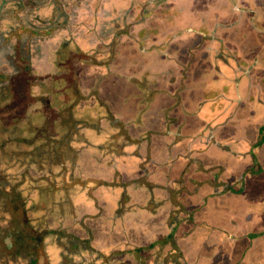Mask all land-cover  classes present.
I'll return each instance as SVG.
<instances>
[{
  "label": "rangeland",
  "instance_id": "rangeland-1",
  "mask_svg": "<svg viewBox=\"0 0 264 264\" xmlns=\"http://www.w3.org/2000/svg\"><path fill=\"white\" fill-rule=\"evenodd\" d=\"M110 1L114 3L113 7L118 6L119 2ZM110 1L0 0V40L1 29L10 27L9 35L18 29L17 38L12 35L11 41H0V74L14 72L20 79L15 82L14 77L10 76L11 85L8 79L0 80V138L5 149L3 161L0 162L3 170L0 171V264H61L64 250L60 239H63L64 244L71 245L70 251H77L72 256L74 260L78 259L80 242L88 239L85 246L89 245L95 251L87 256L93 257L95 252L101 255V259H97L94 264H146L137 256H129L126 251L148 245L156 239L164 243L162 250L167 257L160 256L161 253L156 249L151 264H256L254 253L259 242L255 239L256 246L247 244L244 252L242 248L245 238L254 236L258 228L257 231L239 235L242 238L239 237L238 245H234V240L231 239L228 240L230 243L218 244V239L211 236L214 233H205L209 236L198 249L194 248L196 241L191 234L189 238L182 239V246L178 242L176 254L170 252L167 236L172 226L169 223L171 216H167L171 202L162 182H169L178 176L174 174L185 168L190 150L192 155L202 153L219 156L215 145L213 147L206 144L209 143L208 132H203L200 127L191 131L186 128L187 136L181 142L176 136L168 134V123H161L163 130L155 129L156 136L159 135L156 138L161 139L163 145H168V149L159 150L154 146V149H157L156 157L161 163L153 161L151 157V165L171 166L174 154L175 158L179 156L180 159L176 161L172 173L164 172L162 179L152 178L155 182L152 186L139 185L140 181L135 180L136 178H125L122 168L129 163L122 165V158L135 156L137 148L138 158L144 156L147 148L131 141V134H134V137L146 136L151 122H160L168 104L177 105L185 89L198 90L200 84L202 88L199 92H203L202 97L205 100L217 97L220 103L206 101L204 104L202 100L198 103L192 101L191 105L187 106L184 100H181L182 108L184 112H197L187 113L186 115H190L188 119L196 121L203 118L207 124L217 126L222 123L226 112L214 110L212 104L214 107L223 104L222 108H225L226 104L230 108L228 103L231 96L225 93L233 82L246 75V82L248 87L252 86L253 94L245 96L244 104L236 112L235 120H241L246 113L245 107L254 104L256 98L258 101L263 96L262 87L257 83L263 79V75L256 69L264 68V50L259 52L261 61L249 62L245 61L243 51L225 47L227 61H236L242 71H239L240 75L226 74L231 76L230 83H224L222 79L216 82L213 81L215 75L210 72L213 67H209V63L204 67L207 59H203V56L208 49L203 47L208 44V37L201 35L194 41H189L186 40L189 38H182L186 33L172 27L176 18L188 17L185 3L188 0H182L181 7L184 11L177 6V0H162L161 4L157 3L158 0H138V17L133 16V20L125 25L121 24L116 14L112 17L102 10L101 18L96 15L99 8L104 7L107 11H112ZM240 1L245 4L244 8L248 9L249 14L251 9L260 8L257 5L258 0ZM71 2L78 4L70 6ZM144 14L148 24L135 25ZM164 18L168 23L165 28L161 26ZM210 23L207 20L199 25L208 26ZM17 24L27 26L25 34L22 35ZM259 24L263 25L264 21L261 20ZM131 25H134V33H141L146 40L159 33L158 37H154L158 43L156 53L166 54V51L173 50V55H168L172 62L158 63L155 61L158 59L155 52H144L145 48H155L152 42L140 40L131 45L132 42L128 38H122L120 41L117 36L121 29L130 32ZM98 35L101 37L100 41H94ZM166 40L170 43H166ZM9 44L15 46H8ZM221 50L222 48L219 51ZM136 52L149 55L148 60L156 64L154 69L146 70L140 63L136 73L134 61L123 64V67L115 64L118 60H124L126 54L134 57ZM64 53H70L67 62L64 55H61ZM88 54L91 57H85ZM69 59L72 61L70 65ZM98 62L100 64H97ZM95 65L100 66V71L95 70ZM88 66L94 68L91 73L88 72L91 71ZM70 67L77 77L70 71L67 73L65 68ZM245 69L250 70L246 72ZM162 70H165L167 75L163 73L158 76V72ZM26 78L28 82H22ZM69 81L79 92L71 91L68 87ZM99 84L103 87L102 91L92 92L88 89ZM225 85L227 88L223 90ZM51 87L57 91H52ZM80 87L87 90L83 91ZM77 95L81 97L75 100L80 101H75L76 104L71 106L70 103ZM100 97L106 104L101 103ZM56 99L61 104L58 105ZM117 104L120 111L114 107ZM199 108L204 110L199 112ZM114 110L120 112L115 119L111 116ZM70 113H73V116ZM124 113L130 116L128 122L124 120ZM219 113H222V116ZM7 115L17 117L7 119ZM119 117L121 119L116 121ZM53 134L62 135L60 142L51 139ZM149 138L151 141L156 140L152 134ZM87 152H90L88 161L85 160ZM80 158L82 162H79ZM243 159L249 161L246 155ZM105 164L110 166L111 169L107 171L112 177L114 172L119 173L117 182H104L108 188V199L120 200L116 201L117 207L109 205V202L104 206L98 205V201H88L91 194L85 185L98 188L102 180L79 175L82 170L91 174L92 171L105 167ZM147 164L146 162L145 165ZM91 166L96 169L90 168ZM136 169L127 168L126 171L131 174L139 172ZM151 173L154 174L155 170H152L150 175ZM123 191L125 193L122 195ZM171 192L173 198L178 201V191L171 189ZM154 195L160 197V202L156 201V207L155 204L149 203L148 207L154 208L153 212H150L139 202L142 198ZM106 200L107 198L104 201ZM89 203L95 207H87ZM112 204H115V200ZM261 209L264 211V203ZM256 226L259 227L258 224ZM64 232L67 235H63ZM203 236L202 234L200 238ZM77 239L79 245L75 248L74 242ZM173 256L174 259L169 258Z\"/></svg>",
  "mask_w": 264,
  "mask_h": 264
},
{
  "label": "crops",
  "instance_id": "crops-1",
  "mask_svg": "<svg viewBox=\"0 0 264 264\" xmlns=\"http://www.w3.org/2000/svg\"><path fill=\"white\" fill-rule=\"evenodd\" d=\"M110 1V0H109ZM138 0H115V2H119L118 6L113 7V2H111L112 11H107L108 9L104 7L99 8L96 12V15L101 18L102 14L100 11L104 10L109 14V16H112L116 14V17L118 20H120L121 24H127L130 20H133V16L135 18L138 17L137 12L139 10L138 4H136ZM218 0H215L213 2L212 0H188L184 1L188 8L186 11H188L189 15L188 17L175 19V23L172 25V27L180 32L186 33V35H182V38H189L186 40L193 41L201 35H205L208 37L207 45H205L203 48H207L208 52L203 56V59H207L204 63V67L207 66V63H209V67H213V71L210 72L211 75H215L216 82H219L221 79L224 81V83H227V81L230 83L231 76L228 77L226 74H241L239 71H242V68H240L236 61L230 60L227 61L228 54L225 53V47L236 49L243 51L245 53V61H253L255 56H249V53H253L251 51H255L258 47L262 48L261 50H264V24L261 25L259 22L262 20L264 21V0H258L257 5H259L260 8L258 9H251V13L248 14L246 11V14L243 15L240 19H236V23L233 25H227V28H229V31H223V34H220L219 31L215 25L217 23V20L226 21V12L227 9L221 6V4H217ZM261 1V2H260ZM182 0H177L176 4L179 7L180 10H182L181 3ZM222 1L220 0V3ZM263 2V3H262ZM74 6V3H69ZM241 7H244L245 4L241 3ZM95 9V8H94ZM93 9V10H94ZM185 9V8H184ZM247 10V8H246ZM92 11V10H91ZM184 11V10H182ZM239 12V11H238ZM212 15H216L215 17ZM222 17V18H221ZM211 19H216L215 21H212ZM209 20L211 23L207 25H199L200 23H203L205 21ZM215 22V23H214ZM235 22V21H234ZM147 25V16L144 14L140 18V22L137 21L135 25ZM168 23L165 21V18L161 22V26L163 28L167 27ZM130 29L133 28L134 25H131ZM160 27V25H158ZM185 26V28H189V31L185 29H181ZM207 26V27H205ZM122 28V26H121ZM120 28V29H121ZM126 31V32H125ZM125 31L119 32L118 36L119 40L122 41L126 38L131 41V45L135 42H139L140 40L146 41V42H152V44L155 45L154 49H144V52H155V54L158 56V59L155 60L158 63H166V62H172L171 58L168 55H173L172 51H166V54L163 53H156L158 52L157 48V41L154 40V37H158L159 33L153 34V37L149 40H146L145 37L140 34H135L134 29H132L130 32L125 29ZM174 33V31H173ZM172 33V34H173ZM85 36V34H84ZM100 36H95V39H97V42L100 41ZM108 38V37H107ZM123 38V39H122ZM122 39V40H121ZM85 41V39H84ZM87 41V40H86ZM103 41H108L107 39H103ZM166 43H170L169 40H166ZM218 43H221V45H217ZM175 44V43H173ZM107 48V47H106ZM135 48V45L134 47ZM220 48H222L221 51ZM165 52V51H163ZM146 53H138L136 52L134 57H132L131 54H126L124 57V60H118L115 62L116 65L123 67V64L131 63L134 61L133 65H135L134 72H138V68L140 63H142L145 66L146 70L154 69V62H151L148 60L149 55ZM169 53V54H168ZM155 54H151L152 56H155ZM87 57H91L90 54H88ZM208 57V58H207ZM261 57V55H260ZM244 60V59H243ZM261 61L258 60V62ZM139 63V64H137ZM97 64H100L99 62ZM93 65V64H92ZM132 65V66H133ZM97 67H94L96 71H100V66L95 65ZM156 66V64H155ZM99 67V68H98ZM91 66H88V69L91 71H88L91 73L93 69ZM116 68L119 69V67L116 66ZM98 69V70H97ZM116 70V69H115ZM256 71H259L261 75L264 76V68L259 67L256 69ZM209 72V73H210ZM158 76H162L163 73L167 75L165 70L159 71ZM238 75V76H239ZM224 76V77H223ZM249 76V75H248ZM261 76L263 79H260L259 82L262 90H263V96L261 99L257 101V98L254 100V104L247 105L245 107L246 113L243 116L241 120H235L236 112L238 109L241 108V105L244 104L245 96L253 94L252 86L248 87V84L246 82L247 76L240 77L237 82H233V85L229 88V91L225 94H228L229 98L231 100L229 101L228 105L231 108H228L225 104V108H222L221 105L219 106H213L214 103H220L217 97L211 98V99H204L202 96L204 95L203 92H199L201 90L202 84H200V87L198 90H192V89H185L183 92L184 95L180 96L178 99L177 105H171L168 104V108L166 112L164 113V116L160 118V122L156 121L151 122V128L149 132L144 137H134V134L132 135L131 141H133L136 144H143L147 148V152L144 154V156L138 158L139 154V148H137L138 152H135V156L133 157H127V159L122 158V165L127 164L126 166L122 168V175L127 178H136L135 180H139V185H154L155 182H153L152 178L154 179H162L164 172H173L174 165L178 159H180L179 156L175 158L172 161V165L167 164H161L160 166H156L155 164L151 165V157L153 158V161H157L161 163V160L156 157L157 149H154V146L157 147L159 150H167L168 145H163V142H161V139L157 140L155 132L162 131L163 124L169 125L168 134L174 135L176 138L180 139L181 142L184 141V139L187 136L186 128H189L191 130H195L197 127H200L203 132H208L210 134L209 136V143L210 146L215 145V148L218 149V152L220 153L219 156H209L204 155L202 153L197 155H192V151H189V154L187 156L188 160L185 164L184 169H179V173L174 174L178 175L175 178H172L169 182H162L163 186L166 188V191L169 193V201L171 202V208L169 210V215L167 218L171 216L174 209V202L176 201L172 196V190L180 191L182 187L185 186L184 189L188 188L184 193L183 196L186 194V200L189 207H192V209H196L195 215L198 217L204 216L205 221L207 224H201L199 227L196 226L195 231L193 234H197L199 231V234L201 231H204L205 233H214L213 239H218V244H221L224 242V244L230 243L228 240L231 239L234 240V245H238V239L242 238L239 235H243L250 231H258L255 232L254 236H249L245 238V241L243 242V248L242 251L244 252V249L246 250L247 244L251 245L253 244L256 246L255 239L259 242L257 247H260L262 244V247L259 249L260 255H264V211L261 209L262 204L264 203V144L262 146H256V143L258 142L260 135L264 134V77ZM229 80H226L228 79ZM116 82L118 78L115 79ZM212 81V80H211ZM82 88V87H80ZM102 85L94 86V87H88L90 91L99 92L102 91ZM227 88V85L223 87V90ZM86 88H82L84 91ZM87 90V89H86ZM153 92V89L151 90ZM198 91V92H197ZM202 91H204L202 89ZM197 96V97H195ZM218 96V95H217ZM161 97V96H159ZM101 98V97H100ZM155 98V97H154ZM194 99H196L194 101ZM101 103L106 102L100 99ZM181 100H184V103L189 106L191 105L192 101L195 103H198L202 100H204V104L206 101H212V107L214 110L218 109L223 110L226 112L225 117L222 121V123L218 124L217 126H212L211 124H207V121L203 118H198L196 121L188 119L190 115H186L187 113L195 114L197 112H184L182 106L183 103ZM249 100H252L249 98ZM248 100V101H249ZM226 103V101H225ZM252 106V108H251ZM116 110L120 111V107L117 104L114 106ZM108 108V106H107ZM204 110V108H199L197 111L201 112ZM123 111V108L122 110ZM217 111V112H218ZM120 112H117L114 110V112H111V116L113 119L116 118V116ZM125 114V113H124ZM125 121L128 122L130 116L125 114ZM219 115L222 116V113ZM227 118V119H226ZM121 117L116 119V121H119ZM185 119V120H183ZM191 121V122H190ZM163 123L162 125H160ZM181 126L182 129H181ZM187 126V127H186ZM194 126V127H192ZM126 132L128 130L126 129ZM116 134V133H115ZM120 134V133H119ZM155 137L156 140L151 141L149 138L150 136ZM192 136V134H190ZM205 144V145H206ZM136 147V146H135ZM130 148V147H129ZM128 148V149H129ZM82 149V148H81ZM130 150V149H129ZM188 151V150H187ZM248 156L249 161L247 162L244 160V156ZM147 156V157H146ZM90 158V152H87L85 155V160L88 161ZM131 160H137L135 162H132ZM79 162L81 161V158L79 159ZM148 163L145 165V163ZM112 164V163H109ZM167 165V166H165ZM94 168L95 167H90ZM128 169L131 170V168H137L136 170H139L137 173H132L134 176L129 173V171H126ZM85 169V168H84ZM108 169H111L108 164H105V167H103L100 170L92 171L91 174H87L82 170V172L79 173L80 177H93L94 179L102 180V184H99V187L104 188L105 181H116L119 178V173L114 172L113 177L112 175L107 171ZM115 169V167H114ZM152 170H155V175L157 178H155V175L150 172ZM192 176L190 179H184L182 176L186 175ZM173 175V176H174ZM112 177V178H111ZM171 178V177H170ZM169 178V179H170ZM184 179V181H183ZM132 180V179H131ZM115 183V182H114ZM153 183V184H152ZM181 183V184H180ZM176 186H173V185ZM123 185V183H122ZM179 186V187H178ZM98 187V188H99ZM178 187V189H176ZM85 188L89 191L91 196H93V199L97 202L98 205L104 204L106 206V202H109V205L116 206V201H120L118 199L115 200V204H112L111 199H108L107 194L104 193V190L101 191L98 189L96 192V189L94 186H86ZM183 190V189H182ZM125 192L123 191L122 195ZM171 196V199H170ZM105 198H107L106 201ZM123 198V197H122ZM157 198V200H155ZM126 200H128L126 198ZM125 200V201H126ZM141 206H144L148 209V211L153 212L154 208H149L148 204L153 203L155 204L154 207L157 206V202H160V197L157 195L151 196V197H145V199H140ZM183 201V199H182ZM184 202V201H183ZM99 207V206H98ZM117 207V206H116ZM113 210V207H111ZM259 225L256 226V225ZM256 233H261L259 236H255ZM206 239L208 238V234H205ZM240 237V238H239ZM251 237V238H250ZM194 238H196L194 236ZM202 239V238H201ZM226 239V240H225ZM182 239L179 240L181 245ZM196 245H194L195 249H198V247H202V241L196 240ZM212 241V240H211ZM241 241V240H240ZM182 246V245H181ZM255 256V255H254ZM256 264H264V258L263 256H256ZM262 261V262H261ZM246 264V263H244Z\"/></svg>",
  "mask_w": 264,
  "mask_h": 264
},
{
  "label": "trees",
  "instance_id": "trees-1",
  "mask_svg": "<svg viewBox=\"0 0 264 264\" xmlns=\"http://www.w3.org/2000/svg\"><path fill=\"white\" fill-rule=\"evenodd\" d=\"M62 8V7H61ZM17 27L20 28L21 30V33L22 35L25 34L26 32V27L25 25H21V24H17ZM18 29H15L13 31L12 29V33L9 35L11 29L10 27L8 29H1V34H2V38L0 41H11V38H12V35L17 38V34H16V31ZM50 31V29H49ZM20 37V36H18ZM67 45V44H66ZM8 46H11V47H14L15 45H12V44H9ZM260 47H258L255 51H251L253 53H249V56H256L259 51H260ZM61 55H64V60L66 59V62H67V59L70 57V53H64V54H61ZM88 56V55H85V57ZM22 58L24 59H27V57L25 56H22ZM72 61H70L69 59V65L71 64ZM14 65V64H13ZM28 66V65H27ZM26 66V67H27ZM17 70L18 67H16ZM67 70V73H69V71L71 73H73V75L75 77H77V75L75 74V71L70 67V68H65ZM16 71V70H15ZM10 76H13L14 79H15V82H17L18 80H20L18 78V75H16V73L14 72H10V73H4L2 72L0 74V80H4V79H8L9 80V85L12 84V80H10ZM28 82L27 78L25 80H22V82L25 83ZM2 82V81H1ZM53 82H55V80L53 79ZM68 87L71 88V91L72 92H75L76 89H74V85L69 81V85ZM52 91H57L56 88L54 87H51ZM76 92H79L78 90H76ZM81 95H77V96H74V100L70 103L71 106L72 105H75L76 103H78L80 100L76 101L77 99H80ZM76 99V100H75ZM56 101L58 102V105L61 104V102H59L57 99ZM76 101V103H74ZM63 106H61V110H63ZM72 116H73V113H70ZM14 117H17V116H12V115H7V119H11V118H14ZM76 122V121H75ZM71 128V127H70ZM69 128V129H70ZM61 136L62 135H54L51 137V139L57 141V142H60L59 140L61 139ZM263 144H264V134L260 135V138L258 140V142L256 143V146H262L263 147ZM3 146V140L0 138V162L3 161V155L5 153V149L2 147ZM0 171H3L0 167ZM192 178L191 174L189 175H186V176H182V178L184 179H190ZM183 179V181H184ZM74 184H76V181L74 182ZM181 184V183H180ZM184 187H182V189L180 191H178V201H176L174 203V211L173 213L171 214V217H170V220H169V223L170 225L172 226V230L170 231V234L167 236V241H170L168 242V245H170L169 248L170 249V252L173 254H176L175 251L177 249V245H178V242L180 239H183V238H189V236L191 234H193V232L195 231L196 229V226H200L201 224H207L206 221H205V217L204 216H196L194 212H196V209H192V207H189L188 206V202L186 200V197L187 195L185 194L183 196V193L188 189H184ZM101 191L104 190V193L107 194V191H108V188L106 186H104V188H101L100 189ZM97 191H98V188H97ZM183 199V201H182ZM88 201H95L93 199V196H89L88 198ZM89 205H92L93 207H95V205H93L92 203H89L87 204V207ZM94 209V208H93ZM53 231H57V230H53ZM204 235L202 237V239L200 238L201 235ZM261 233H256V236H259ZM63 235H67L66 232H64ZM196 238V240L198 241H205L206 239V236H205V232L204 231H201V233L199 234V231L197 232V234H193ZM63 237V236H62ZM75 238H78V237H75ZM42 239V238H41ZM60 244L62 245V249L64 250V253H63V257L64 258L62 260V263L61 264H71L72 262H74L75 264H94L97 262V259H101V255L98 253V252H95V256L93 257H90V256H87L88 254H91V252L93 253V251H95L93 248L85 246V244L87 243L88 244V239H84V241L80 242V248L78 249V253H79V256H78V259H73L72 256L77 253V251H70L69 249L70 248V244H64L63 243V239H60ZM74 247L78 248V239L74 242ZM163 246H164V243L160 242L159 239H156L155 241L151 242L150 244L148 245H145V246H139V247H136V249L134 248H130L128 249V251H126V253L129 254V256H137L139 258V260L143 263H146V264H151L150 262L153 260V256H154V253L156 251V249L161 253V255H164V257H167L165 254H163ZM259 249L260 247H257L256 249V252L254 253L255 256H263L264 258V255H260L259 253ZM121 252V251H120ZM122 253V252H121ZM156 256V255H155ZM178 257V256H177ZM171 259H174L175 257H169ZM80 259V260H79ZM107 264V262H105Z\"/></svg>",
  "mask_w": 264,
  "mask_h": 264
},
{
  "label": "flooded vegetation",
  "instance_id": "flooded-vegetation-1",
  "mask_svg": "<svg viewBox=\"0 0 264 264\" xmlns=\"http://www.w3.org/2000/svg\"><path fill=\"white\" fill-rule=\"evenodd\" d=\"M159 2H157L158 4H161L162 0H158ZM213 2H215V0H212ZM222 2L220 3V0L217 1V4H221L222 7H224L225 9H227V12H226V18L227 20L224 22L222 20H217V23H215L217 29L219 31H229V28H227V25H233L234 23H236V19H240L243 15L246 14V11L248 12L249 14V11L248 9L246 10V8L244 7H241L240 5L241 4V1L240 0H221ZM244 2V1H243ZM239 11V12H238ZM212 16H216V15H212ZM236 19H235V18ZM212 21H215L216 19H211ZM235 21V22H234ZM181 29H185L187 31H189V28H185V26ZM262 49V48H261ZM260 49V50H261ZM260 52V51H259ZM260 55L259 53L254 57V61H258L260 60ZM250 69H245L246 72H248ZM9 239V238H8ZM10 242V240H8Z\"/></svg>",
  "mask_w": 264,
  "mask_h": 264
}]
</instances>
